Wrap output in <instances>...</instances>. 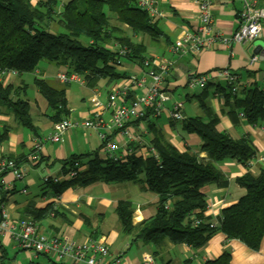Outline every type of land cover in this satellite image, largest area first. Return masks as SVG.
<instances>
[{
  "label": "trees",
  "instance_id": "obj_1",
  "mask_svg": "<svg viewBox=\"0 0 264 264\" xmlns=\"http://www.w3.org/2000/svg\"><path fill=\"white\" fill-rule=\"evenodd\" d=\"M123 26L128 28L127 32ZM161 34L153 18L137 5V0H64L61 8L57 0L34 3L31 0H0V69L28 73L33 72L41 60H46L66 66L70 73L79 75L88 88L96 87L100 80L109 85L125 77V73L116 68L122 60L142 65L147 58L145 45L134 39L135 35L157 39ZM33 84L47 101L49 119L55 123L67 117L69 109L64 88H56L37 78L33 79ZM209 85L214 84L209 81L197 96L201 115L177 120L183 131L198 136V152H204L205 157L189 148L181 151L171 144L149 121V116L156 115L147 109L135 122H146L148 130H152L148 144H143L152 147L156 157L133 152L122 160L112 161L100 157L96 151L73 155L63 161L64 166L68 165L63 174L66 176L69 171L76 170L75 175L57 181L49 176L44 183L46 188L52 196L58 197L68 187L98 181L135 182L144 191L155 193L157 198L154 214L137 224H132L134 205L129 200L117 201L114 212L119 229L129 238L130 244L140 242L155 247L166 239L197 249L220 232L226 239H236L258 251L264 236V167L251 172L248 162L261 156L249 136L236 139L218 128V117L205 101ZM216 87L230 114L240 111L247 123L264 127L263 90L250 85L232 94L224 84L218 83ZM18 88L0 81V108H4L16 124L35 132L28 102ZM10 130L8 126L0 129V145L7 140ZM84 157H88L85 162L82 161ZM7 158L17 164L25 159ZM225 159L235 160L246 166L247 171L235 178L243 194L220 210L217 224H214L204 215L206 196L202 187L225 183L217 167V163ZM4 174L0 175L2 195L7 194L1 183ZM58 211L53 203L36 208L30 202L20 210V215L37 222L56 216ZM0 251L5 252L1 241ZM230 260L229 251L224 250L202 264H230ZM183 263L190 264V260L185 259Z\"/></svg>",
  "mask_w": 264,
  "mask_h": 264
},
{
  "label": "crops",
  "instance_id": "obj_2",
  "mask_svg": "<svg viewBox=\"0 0 264 264\" xmlns=\"http://www.w3.org/2000/svg\"><path fill=\"white\" fill-rule=\"evenodd\" d=\"M159 11L160 17L153 20L159 31L162 33L157 39L148 36L135 35L133 38L141 40L146 47V57L155 60L169 61L171 65L164 76V82L169 100L165 103V110L157 116H149V121L160 129L166 139L183 151L189 148L193 152H198L200 139L196 134L186 133L181 129L179 121L169 118L167 110L171 109L175 101L182 104L183 117H193L201 115L197 96L204 90L197 93H188L187 79L192 74L209 73L215 69L227 67L239 74L238 92L243 87L256 85L264 90V32L252 42L235 43L222 45L220 42L214 43L209 49L202 50L198 55H176L170 47L173 41L182 33L193 31L197 24V10L194 0H153ZM212 16L215 28L222 35L229 36L237 28V15L240 8L238 0H212ZM258 5L264 6V0H257ZM127 27L123 30L127 32ZM261 45L259 54H253L255 45ZM257 59L252 64L249 63L251 57ZM53 65L48 63L44 68H36L29 77L28 73L11 75L3 79V83H11L21 91V96L28 102L29 112L35 127V132L30 131L18 124L6 112L0 108V129L3 126L10 127L7 140L0 145V155L4 157L25 158L32 150L33 144H40L41 158L38 162L29 165L25 159L21 164L25 168L22 178L15 179L10 172H6L1 179L3 191L0 193V206H3L12 219L21 218L20 210L28 203L33 202L36 208H43L49 203H53L58 208L56 216H49L44 220L37 221L40 230L55 235L64 233L71 239L84 240L87 237L99 238L110 247L116 244L121 235L119 224L115 227L100 231V225L115 214L114 208L119 200H129L134 205L132 214V224H137L143 219L151 216L155 212L154 203L157 195L150 191H144L138 183L131 181L95 182L83 186L66 188L58 197L52 196L45 186L44 176L57 178L66 177L63 172L67 168L63 161L68 160L73 155H85L97 152L103 157L101 144L97 131L93 129H83L73 127L62 135V140L54 142L47 137L53 130L54 121L49 119V109L46 99L38 92L33 84V79H44L56 88H64L67 98L68 115L65 118L71 120H84L89 117L94 110H100L102 117L107 120L110 110L105 108L108 103V96L112 90L127 86L129 76H143L145 68L141 64L122 60L117 70L125 73V77L112 84H107L105 80H100L96 87L88 88L81 82L61 83L56 74L66 72L68 68L51 69ZM82 79V78H81ZM207 87L206 103L218 117V128L227 131L232 137L240 138L247 135L257 149L263 161L255 162L250 166L249 171L255 172L259 167H264V127L251 125L242 116H237L240 111L230 114L229 107L224 104L222 93L217 90L216 85L222 83L218 78H211ZM186 88V90H185ZM185 90V92H184ZM23 91V92H22ZM141 88H130L125 95L124 103L128 104L134 97L141 93ZM92 99H97L100 104L95 108ZM127 127L135 133L140 141L132 142L130 147L138 150L139 154L145 155V144H148L152 130L146 127V122H135L131 119ZM111 140L121 146L126 144L119 133H112ZM141 142V143H139ZM144 145V146H143ZM137 147V148H136ZM198 155L205 157L204 152ZM84 157L82 161H87ZM80 168L85 165H79ZM225 183H210L202 187L206 196V209L204 215L210 221L217 224L220 210L235 202L242 194L243 189L237 186L235 178L247 171L246 166L237 163L233 159H225L217 163ZM57 181V180H56ZM105 229V228H104ZM126 239H129L124 235ZM0 241L5 248L4 254L0 251V264H28L32 259L30 252L17 246L15 241L7 234L0 236ZM129 240L127 248L131 246ZM138 251L123 256L128 264H139L140 259L145 254H151L155 262L161 257L165 259L164 264H184L185 259L190 260V264H202L204 261L219 256L222 251L227 250L231 255L230 264H264V239L258 251L247 248L236 239H226L224 235L217 232L202 247L193 249L186 244H173L164 240L160 246L139 245ZM121 254V253H119ZM110 255H113L110 251ZM123 255V254H122ZM41 257L34 259L35 264L41 263ZM113 256H110L112 258ZM46 258V257H45Z\"/></svg>",
  "mask_w": 264,
  "mask_h": 264
},
{
  "label": "built area",
  "instance_id": "obj_3",
  "mask_svg": "<svg viewBox=\"0 0 264 264\" xmlns=\"http://www.w3.org/2000/svg\"><path fill=\"white\" fill-rule=\"evenodd\" d=\"M240 8L237 15V28L229 36L222 35L215 28L212 16V0H194L197 10V24L193 31L182 32L171 44V51L176 55H198L202 50L209 49L214 43L220 42L228 45L230 42L246 43L252 42L264 32V6L258 5L257 0H238ZM58 8L63 6L64 0H57ZM137 5L147 11L153 19L160 17L159 11L153 0H137ZM257 57L250 58L249 63L256 61ZM171 63L165 60L146 58L142 66L145 68L143 76H129L127 86H121L111 91L108 96V103L105 108L110 110V116L105 120L100 110H94L84 120L76 121L62 118L53 125L52 132L48 139L54 142L62 140V135L73 127L93 129L97 131L100 140L103 158L112 161L122 160L131 153L139 152L129 146V143L140 141V139L127 127L128 121L142 117L147 109L152 110L153 115H159L165 110V103L169 100V93L166 90L164 76ZM14 69H0V81L8 76L17 75ZM57 79L64 84L81 82V77L75 73L58 72ZM211 78H218L224 85L230 88L232 94L238 91L239 74L227 67L213 70V72L192 74L187 79V87L204 88ZM130 88H141L142 91L128 104L124 98ZM264 91V90H263ZM95 108L100 102L92 99ZM169 118L181 120L183 118L182 104L175 101L171 109L167 110ZM244 117L242 113L239 114ZM119 133L126 144L121 146L111 140L112 133ZM141 143V142H139ZM145 155L156 154L152 147L144 146ZM41 158L40 144L34 143L32 150L25 161L29 165L38 162ZM259 159H250L248 165H253ZM77 166L78 164L75 163ZM79 168V167H78ZM76 171V170H75ZM71 170L66 177L75 175ZM10 172L15 179L22 178L25 172L24 166L17 164L13 159L0 155V175ZM49 176H44L47 181ZM58 180L54 178L53 181ZM198 221L196 220L195 223ZM7 234L17 246L32 255L28 264H35L34 259L39 255L47 256L55 262L62 264H128L122 254L110 258V251L106 242L99 238L87 237L84 240L69 239L64 233L55 235L47 234L40 230L37 222L31 218L12 219L7 210L0 206V236ZM139 264H156L151 254H145Z\"/></svg>",
  "mask_w": 264,
  "mask_h": 264
},
{
  "label": "rangeland",
  "instance_id": "obj_4",
  "mask_svg": "<svg viewBox=\"0 0 264 264\" xmlns=\"http://www.w3.org/2000/svg\"><path fill=\"white\" fill-rule=\"evenodd\" d=\"M31 1H32V3H34L37 0H31ZM48 63H51L53 65V67L51 69H54V70L63 69L62 65L54 64V63L48 62L46 60H41L38 63L37 68H44V67H46V65ZM28 74H29V77H31V73H28ZM239 82H240V80H239ZM187 89H189L188 93L191 94V93L199 92V90L202 89V88H198V87L190 88V87H188ZM185 90H186V88H185ZM185 90H184V92H185ZM113 217L114 218L112 219V216H111V218H110V216H108V218L103 222V225L102 226L100 225V231L102 230V232H104L103 230H108L111 227L112 228L115 227L114 223L116 221V218H115L116 216L114 215ZM67 237L69 238V236H67ZM69 239H71V238H69ZM263 239H264V236H263L262 240ZM78 240H80V239H78ZM262 240H261V242H262ZM127 242H128V239H126L124 235H121L120 239L116 242V244H114L113 246L110 247V251L113 254L111 256L115 257V256L119 255V253L123 254V256H128L129 254H133V253L138 251L137 250L138 249V244L142 245V243L137 242V243H133L131 246H129L127 248V246H126ZM164 263H165V259L164 258L159 257L156 260V264H164ZM40 264H57V262L54 263V262H52L51 260H49V259H47L45 257H41V263Z\"/></svg>",
  "mask_w": 264,
  "mask_h": 264
},
{
  "label": "water",
  "instance_id": "obj_5",
  "mask_svg": "<svg viewBox=\"0 0 264 264\" xmlns=\"http://www.w3.org/2000/svg\"><path fill=\"white\" fill-rule=\"evenodd\" d=\"M262 50V46L261 45H255L254 49H253V54H259Z\"/></svg>",
  "mask_w": 264,
  "mask_h": 264
}]
</instances>
